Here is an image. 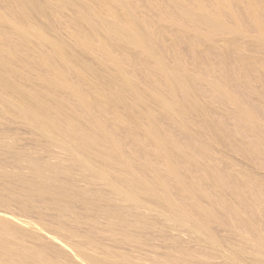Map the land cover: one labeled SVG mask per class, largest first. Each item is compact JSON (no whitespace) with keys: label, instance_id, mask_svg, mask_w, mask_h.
Wrapping results in <instances>:
<instances>
[{"label":"rangeland","instance_id":"1","mask_svg":"<svg viewBox=\"0 0 264 264\" xmlns=\"http://www.w3.org/2000/svg\"><path fill=\"white\" fill-rule=\"evenodd\" d=\"M0 264H264V0H0Z\"/></svg>","mask_w":264,"mask_h":264}]
</instances>
